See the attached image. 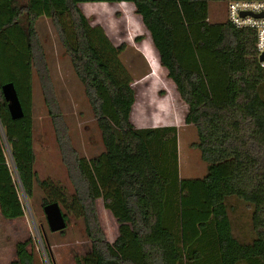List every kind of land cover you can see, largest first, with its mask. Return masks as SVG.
<instances>
[{"label":"trees","instance_id":"obj_1","mask_svg":"<svg viewBox=\"0 0 264 264\" xmlns=\"http://www.w3.org/2000/svg\"><path fill=\"white\" fill-rule=\"evenodd\" d=\"M124 1L141 17L159 64L187 106L184 122L195 126L192 146L206 163L199 179L179 177L175 126L132 123L135 90L116 79L90 39L79 4ZM229 1L0 0L3 218L24 215L23 195L32 203L41 193L42 208L56 201L82 221L89 241L74 264H264V68L255 30L210 19L211 3ZM41 17L50 20L95 118L102 149L90 157L71 144L48 83L37 29ZM34 70L45 79V105L70 192L41 179L35 168ZM7 82L14 84L21 118L10 116L1 91ZM98 199L118 223L112 242L99 223ZM235 229L248 232L249 240ZM40 239L49 264H55L46 234ZM11 264H43L36 242L16 243Z\"/></svg>","mask_w":264,"mask_h":264},{"label":"rangeland","instance_id":"obj_2","mask_svg":"<svg viewBox=\"0 0 264 264\" xmlns=\"http://www.w3.org/2000/svg\"><path fill=\"white\" fill-rule=\"evenodd\" d=\"M79 7L88 20L90 39L103 60L116 79L128 81L135 90L132 123L137 127L175 126L178 131L179 177L201 178L206 172V163L200 158V152L192 146L197 140L196 128L185 124L187 106L179 98L166 70L159 64L150 35L133 4L125 1L84 2ZM209 16L213 21L225 20L226 5L221 2L211 3ZM37 29L47 67L48 83L52 86L60 113L67 122L71 144L86 157L95 155L102 149V144L83 86L75 76L50 20L41 17ZM120 46L124 50L116 49ZM32 81L35 168L41 179L49 178L70 192L71 185L45 105L42 84L45 79L41 80L39 72L34 70ZM40 196L41 193L32 203L24 195L21 197L24 215L20 218L7 220L0 214V264H11L15 259L16 243L28 238L36 242L41 263L49 264L40 239L43 231L55 264H74L75 255H83L89 250L82 221L66 212L62 206L61 210L68 216L65 232L60 234L49 231L40 206ZM96 210L105 237L112 242L118 234V223L104 208L102 199L96 201ZM240 210L244 211V208L240 206ZM235 234L240 238L244 236L247 240V233L244 231L235 229Z\"/></svg>","mask_w":264,"mask_h":264},{"label":"built area","instance_id":"obj_3","mask_svg":"<svg viewBox=\"0 0 264 264\" xmlns=\"http://www.w3.org/2000/svg\"><path fill=\"white\" fill-rule=\"evenodd\" d=\"M226 18L235 27L255 30L257 56L264 53V0H230ZM259 63L264 68V60Z\"/></svg>","mask_w":264,"mask_h":264},{"label":"water","instance_id":"obj_4","mask_svg":"<svg viewBox=\"0 0 264 264\" xmlns=\"http://www.w3.org/2000/svg\"><path fill=\"white\" fill-rule=\"evenodd\" d=\"M245 15V13H242ZM258 60H264V53L258 56ZM4 99L7 102L8 110L12 119H18L23 116V110L18 99L14 84L7 82L1 86ZM48 229L51 233L62 231L67 226L64 213L56 201L49 202L43 206ZM45 236V232L43 231Z\"/></svg>","mask_w":264,"mask_h":264},{"label":"crops","instance_id":"obj_5","mask_svg":"<svg viewBox=\"0 0 264 264\" xmlns=\"http://www.w3.org/2000/svg\"><path fill=\"white\" fill-rule=\"evenodd\" d=\"M245 230H248V227L245 229ZM245 232V231H244ZM245 233H247V240H249V237H248V232H245Z\"/></svg>","mask_w":264,"mask_h":264}]
</instances>
